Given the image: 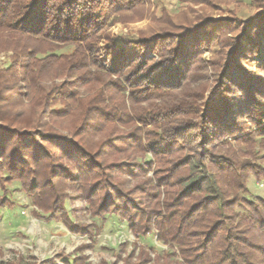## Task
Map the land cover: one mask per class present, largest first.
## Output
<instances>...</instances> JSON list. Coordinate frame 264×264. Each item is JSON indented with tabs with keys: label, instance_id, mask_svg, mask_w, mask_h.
I'll use <instances>...</instances> for the list:
<instances>
[{
	"label": "trees",
	"instance_id": "obj_1",
	"mask_svg": "<svg viewBox=\"0 0 264 264\" xmlns=\"http://www.w3.org/2000/svg\"><path fill=\"white\" fill-rule=\"evenodd\" d=\"M143 3L0 0V186L19 183L51 220L88 237L71 264H86L101 229L70 220L67 191L92 219L117 216L136 239L166 246L139 248L134 264H264V198L248 187L264 167L243 159L264 148V11L239 40L228 36L236 25L205 20L169 44L116 45L111 17ZM213 45L223 52L205 62ZM190 80L202 86L172 95Z\"/></svg>",
	"mask_w": 264,
	"mask_h": 264
},
{
	"label": "rangeland",
	"instance_id": "obj_2",
	"mask_svg": "<svg viewBox=\"0 0 264 264\" xmlns=\"http://www.w3.org/2000/svg\"><path fill=\"white\" fill-rule=\"evenodd\" d=\"M143 2L139 7L121 11L111 17V25L106 34L116 45L126 47L127 40L150 37H162V44L166 42L169 44L175 38L173 35L189 31L205 20L222 22L226 26L236 25L235 30L228 36L233 38L232 40H239L241 27L264 11V0H143ZM107 47L108 42L102 37L97 46L101 59H105ZM211 47L210 50H203L201 53L205 62L217 60L219 54L223 52L218 45ZM232 49L228 47L224 52L227 54ZM69 51L70 49H67L64 53ZM260 56L262 57V54ZM6 59V54L0 53V66ZM155 60L158 61L159 58L156 57ZM104 63L107 69V60ZM258 65L259 62L255 63L252 69ZM191 68L193 69V66ZM93 71L97 72L94 69ZM99 73L102 72L99 70ZM208 73H211L210 69ZM194 77L196 79L195 75ZM190 82L188 87L183 85L173 91L172 95L181 99L187 89L196 90L202 86L198 80ZM206 83L213 85L211 76ZM98 85L96 83L91 87L96 89ZM90 90L84 91L87 93ZM113 96L117 98V94ZM207 96L208 91L205 93V97ZM53 107L60 108L59 105H52ZM121 131L126 133L129 130L121 128ZM228 143L235 146L233 140H229ZM254 151L258 154V160L248 156L243 159L264 167V148L257 144ZM146 159L149 157L144 158ZM147 177L152 178V173L149 172L145 178ZM130 181L134 183L137 179ZM248 187L252 197L264 198V181L256 182L254 177L250 176ZM66 195L69 216L73 223L86 224L94 221L101 229L93 249L85 252L88 256L86 264H134L140 253L139 248L150 249L154 254L162 253L166 249L165 245L156 240L155 234L139 236L136 239L129 232L126 222L117 216H107L105 222L92 219L90 213L85 210L87 207L85 202L79 199L72 200L70 197L75 195L73 191H67ZM85 243H88L87 236L70 232L64 219L51 220L47 213L33 203L32 198L19 183L6 182L0 186V264H41L61 254L64 255L63 260H68L71 264L75 258L74 249ZM133 252V258L127 259ZM151 255L153 257V254ZM57 263L62 262L57 259Z\"/></svg>",
	"mask_w": 264,
	"mask_h": 264
}]
</instances>
